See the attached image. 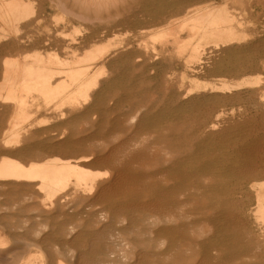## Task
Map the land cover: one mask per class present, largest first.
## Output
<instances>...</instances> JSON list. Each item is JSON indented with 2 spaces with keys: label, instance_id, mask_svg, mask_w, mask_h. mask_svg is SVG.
<instances>
[{
  "label": "rangeland",
  "instance_id": "1",
  "mask_svg": "<svg viewBox=\"0 0 264 264\" xmlns=\"http://www.w3.org/2000/svg\"><path fill=\"white\" fill-rule=\"evenodd\" d=\"M42 1L44 3L43 6L45 9V14H46L47 18H51V16L57 12L53 9V7L51 8L52 0H42ZM53 1L59 3V10L61 12H64V11L70 12L69 10H71V8H73V6H74L73 4H75L74 2H76V0H68L71 3L68 2L67 0H59V1L53 0ZM123 1H132V0H111L110 6L118 5V4L122 3ZM133 1L140 2V3L142 2V5H145L147 8L150 7L151 10H155L157 8V5H163L166 3H170L172 0H133ZM202 1L203 0H187L188 5L189 4H195L192 6L190 5V11L188 10L189 8H187V11H188L187 16L191 15V9L192 8H193L192 9V11H193L195 9L197 10V9L204 8L205 5L208 6L211 3L212 4L213 3L219 4L222 2L221 0H215V1L214 0H204L205 2L207 1L206 3L204 1L203 2ZM209 1H211V2H209ZM64 2H66L67 4L69 3L68 4L69 10H66V8L64 6ZM207 3H209V4H207ZM231 3H232V5H231ZM231 3H229V7L231 5L233 8L230 7L229 13L232 16L234 15L233 16V25H234L233 30H234L235 39L231 43L226 45L227 47H230L231 50L228 53L221 55V58L219 59V61L216 62L217 63L216 68L217 69L211 72V75H209L210 78H209V76L207 77L206 75L204 76L203 74H200V75L195 77L188 70H187L188 74H186L183 71V68L180 64H177V65L172 64L169 67V65H170L169 60L162 61L159 63L160 65L157 64L159 67L156 65L154 70H149V68H151L149 63L144 64V65H140L135 61L134 57H131L132 55H126V56L122 57L119 61H115L111 65V68H113L114 70L110 69L112 71L111 76L108 79V82H104L105 83L104 84V92L101 94L102 98L99 97V99L101 100V99H105L106 97H111L112 95H110V94L112 92L114 93L116 90V92L114 93L115 95L113 94L114 95L113 98L116 99L117 106H119V111L118 112L116 111L117 114L114 112H113L114 114L111 113L110 118L108 117V115H106V119H105V113H102L98 117L99 120L95 121L93 127L91 128L92 130L89 132L90 135L92 133V142L90 143V145H88L90 147V152L92 154L91 155L92 158H90L87 161L82 162L81 166L85 167V168L87 167L86 169H89V170L91 169L92 171H99V172L100 171L101 172L107 171L106 173L108 174V176L112 175L111 171H114V174H116L117 173L116 169L118 168L117 170H119V168L123 167L126 172L137 177L139 184H142L143 187L146 188L145 189L146 192L149 191L148 192L149 194L144 192L145 194H147L148 198H146V195L144 196V194H134V195L126 194L122 197L117 198L115 200V203H113L111 205V209L109 211L110 214H109V212L106 213V215H108L109 217L107 216L105 219L106 221H103V223H105L107 225L106 229L104 230V233L99 235L98 240L95 241L94 234L97 230H99L101 228V225L103 224L101 221H99V215H98L99 213H97L96 211H99L100 209L103 208L102 210H103V212H105L104 209L107 207L105 204L104 205L103 204L102 205L97 204L96 206H98V208L96 206L90 207L89 206V198H86V196L88 194H84V193H83V195L80 194L79 197H77V198L75 196H70L67 198H61L63 195L60 194L59 195L60 197L57 196L53 201H48L45 198L44 193L40 192L38 190L37 185H33V182L27 183L25 181H22V182L17 181L16 182L14 180L13 181L12 180L11 181L0 180V187L3 185L2 186L3 189H2V187L0 188L1 189L0 190V257H2V258H0V264H20L22 261H24L26 259V257L30 253L32 255L43 254L44 256H46V258H48V260H50V264L51 263L52 264H104L106 259H108L107 261H110V262L112 261V262L107 263V261H106L105 264H113V263L114 264H120V263L121 264H124V263L125 264L126 263L132 264V262H133V264H136L137 263L136 259H140L139 255L136 252H138V253L140 252L143 256L145 254L144 264H160L162 262L164 264H173V263L174 264H183V263L192 264L191 261L193 260V257L191 256L192 259H190L191 257L187 256L186 254L192 252L193 251L192 249H194L195 246L192 247L191 246L192 244H191L189 247V245L187 243H185L187 241L188 242L190 241V233H189L190 228L189 227L191 225H192V228H195V226L198 225V226H196L197 230H199V231L203 230V232L205 231L204 233H201L202 231L197 233L198 236L204 238L200 242V246H199V248L202 249L203 252H206V251L213 252V248L216 246L218 247V250L221 252V255L216 256L214 258V259H216L217 262L228 263V264H235V263L239 264V263H237V261L239 260V262H242L240 264H244V263L245 264H264V261H262V259L264 260V258H263V256L261 257V254L259 256H257V258H253V257L250 258L249 257V259H247L248 262L246 260L242 261V260H244V258H248V257H239V258L229 259V255L232 254V252L234 251L233 249H235V243L239 242L237 240V238L241 239V241H246L248 239L247 237L250 236V238L253 240V242L256 245L258 243V247H260L259 243H261V241H262V236L259 235V230H260L259 228H260V226L264 225L263 222L261 224L259 222H257L255 220L254 216H250L249 222H248V219H247V221L245 220L247 218V217L245 218L246 210L248 212L252 213V211L254 210L255 205H256L255 190H252L253 188L250 186L251 183L252 182H254V183L259 182L260 184L261 183L264 184V171H263L264 167L261 166V165L264 166V160H263L264 158L259 155L258 151L255 150V148L257 146L258 147L264 146V93H263L264 92L263 91L264 90V79H262V78H264V69H263V64H264V13H263L264 12V0H235ZM201 5H202V7H201ZM233 5H235V6H233ZM197 7H199V8H197ZM100 8H101V6H100ZM259 9H261V10H259ZM182 15L184 16V13H181V14L177 15L176 17L180 18V20H181V17H183ZM258 15H260V16H258ZM176 17H174L175 20H177ZM178 21H179V19L177 20V22ZM183 33L184 34L181 33L182 36L184 35L183 37L187 38L186 35H188V31H187V33L185 31H183ZM28 50L31 52V50H34V47L30 48ZM25 51L26 50L20 52L19 50H14L11 54H12V56L18 57L20 54H23ZM250 51L255 52V54L253 55L254 57H251L252 59L250 58L251 61L249 62V65H247L248 66V68H247L248 70L246 71L247 73L246 72L240 73L239 76L237 77L238 79L236 78L237 80L235 79V77L233 79V77L231 78V76L229 77L227 74H225V71H227L228 69H238V70L242 71L244 69V65H245L246 60H247L246 53L247 52L249 53ZM56 52L59 53L60 55H64L63 53L60 52V50L56 51ZM172 60L176 63L175 59H172ZM237 60H238V62H237ZM123 62H124V64H127V65H124ZM135 65H137V66L135 67ZM131 68L132 69L137 68V70L134 71V69L132 70ZM142 68H143V70H141ZM139 70H141V71H139ZM221 70H223V72ZM133 71H134V74L136 73L135 75L132 74ZM183 72L186 75H184ZM130 73H131V75H130ZM180 73L183 74V76ZM243 74L247 77H245ZM258 74H259V77H258ZM112 75H114V76H112ZM147 75H150L151 77L149 78V76H147ZM260 75L263 77L260 78ZM171 76H173V81L175 83H177L181 80L180 79L181 76L184 77V79H185L184 81L187 82V86H188L187 89H189V92H187L188 93L187 96H183V95L179 94L176 90H172L171 88L168 89L167 84H165L164 82L167 81V79ZM201 76H203V77H201ZM224 76H226L227 78ZM154 77H158V78H154ZM162 77H163L164 81H163ZM192 77L193 78L195 77V79H199L196 82L197 84L199 83L198 84L199 85L198 90H196L197 88L194 87V83L196 80L195 79L191 80ZM203 78H205V79H203ZM217 78H219L220 81H219V79L217 80ZM224 78H226V79L224 80ZM258 78H260L259 80H261V81H259L258 84H252V85L250 84L251 86L249 84H248L249 86L247 84H243V85L241 84L240 87L238 86L239 89L238 88L233 89V90H235V93H237L238 98L237 97L233 98L231 96V93H229V90L227 91L226 88H224V89H226L225 92L220 91L221 89L214 92V90L212 91V89L209 88L210 84H215L217 86H220L219 83H222L223 80L226 82L227 81L229 82V80H230L231 83H238V82L241 83V81H246V80L249 81V79H250V81H254V80H257ZM137 79H138V82H137ZM200 80L202 81L201 85H200ZM205 80H207V81H205ZM215 81H218L219 83H217ZM161 82L163 85L165 84L164 88H163ZM138 83H141V84H138ZM204 83H206L205 87H203L204 85L202 86V84H204ZM189 85H191V86H189ZM138 86H140V87H138ZM149 86L151 88H149ZM155 86L158 88H156ZM243 86H245V87H243ZM135 87H137L138 89ZM154 87H155V89L158 90V92L154 89ZM161 87L163 89H161ZM173 88L176 89L175 87H173ZM132 89H133V91H132ZM164 89L167 91H163ZM224 89H222V90H224ZM135 90H136V92H135ZM159 90H162L161 94H160ZM202 90H204V91H202ZM233 90H230V92L234 93ZM147 91H149V92H147ZM137 92H139V94ZM166 92H167V94H165ZM140 94H141V96H142V94H144L143 97L139 96ZM175 94H179V95H175ZM116 96H117V98H116ZM148 96H150V97L147 98ZM157 96L160 98H158ZM177 96H179V97H177ZM143 99H145V100L143 101ZM154 99H156V100H154ZM164 99H165V102H164ZM161 100H163V101H161ZM169 100L171 102H173V101L174 102L171 103ZM137 101H140V102H137ZM145 102L147 103V105ZM154 102H155V104H154ZM159 102H162V103L164 102V103H163V105H162V103H160L161 104L160 105ZM144 104L146 107H144ZM173 104H174V106H172ZM135 105L136 106L138 105V106L136 107ZM141 105H143V107ZM99 106H101V102L99 103ZM103 106L101 107V109L103 108ZM134 106H135V108H134ZM131 107H133L135 110H133V108L131 109ZM228 107L233 109V114L229 113V111L231 109H229ZM128 108H130V109H128ZM145 108H147V109H145ZM221 109H225V111L227 112V114L223 115L221 118H223V120L230 118V120L232 119L231 121H235L236 124L234 126H226L227 124H225V121H223V123H221V125L226 127L224 130L220 131V129H210L208 126H206L205 122L211 120L217 114V112ZM124 110H126V111H124ZM136 110L139 111L138 113L140 115L139 114H137L138 116L135 115L136 114L135 112H137ZM150 111H152V112H150ZM129 112H131V113H129ZM125 114H131V115L128 116ZM207 115H208V117H207ZM12 116H13V113H11L9 115V118H11ZM125 116H126V118L131 117L130 122H132L134 120V117H136L135 121H137V122L140 121V123H141L140 127H137V126L130 127L131 123L128 122L130 118L126 119ZM100 117H101V119H100ZM122 117H124V118L122 119ZM132 117H133V119H132ZM203 117H204V119H203ZM107 118H109V119L107 120ZM103 119H105V120H103ZM124 120H127V123H125L126 121H124ZM80 121H81V119L77 122V123H79L77 125L78 127L76 126L77 128H79L83 125V123H80ZM104 121H105V123H104ZM182 121H183V123H182ZM197 121H199V122H197ZM81 122H83V120ZM123 122H124V125L127 124L125 127L126 129L124 128ZM190 122H192L193 124L192 123H191L192 125L189 124ZM172 123H173V126H172ZM179 123H180V128H179ZM108 124H109V126H108ZM164 124H167V125H164ZM174 124H176V125H174ZM204 124L206 127H203ZM169 125L171 127H169ZM182 125L184 128L181 127ZM188 125H190L191 127L190 126L188 127ZM103 126H105V127H103ZM119 126L121 128L122 127L123 128L121 129V128H119ZM128 126L130 127L129 131H128ZM186 126L188 128H186ZM119 129H121V130L118 131ZM165 129H168V130H165ZM158 131L161 132V134H163L165 131L166 132L164 133V136H163L160 133H158ZM202 131H203V133L201 134ZM155 132H157V133L155 134ZM121 133H124V134L121 135ZM102 134H103V137H102ZM158 134L161 136H159ZM78 135L81 138L83 137V134H81V133H78ZM199 135H200V137H199ZM115 136L116 137L118 136V137L116 138ZM175 136H178V137H176V140H175ZM195 136H197L198 138ZM113 137H115V139ZM119 137H121L122 139L120 140ZM179 137L181 139H179ZM103 138H105V139H103ZM112 139H114V142H112ZM141 139H143V140H141ZM144 139H147V140L144 141ZM152 139H153V141H152ZM190 139H191V141H190ZM198 139H199V141H198ZM103 140H105V141H103ZM148 140L150 141V143ZM25 142L21 146L20 152L18 153L19 155L15 157L17 160L21 161L24 164H27L31 161H34L35 160L34 158H36V160H39L40 155H42L41 157H44V155H45V158L51 157L52 155H58L60 158H63L64 160H68V161L70 160L71 163H74L75 159L73 157L69 158L68 154H70V153L73 154V153L79 152L82 150V147H83L82 144L79 145V144L69 143L68 145L66 144V145H63L60 147H51V148H48V150H47V148L43 145L45 143L43 140V135H40V136L35 135L32 137H26ZM102 142H104V143L102 144V146H100ZM190 142H192V143H190ZM144 143H145V145H144ZM153 144H155V145H153ZM179 145L180 146L182 145L181 146L182 148ZM98 146H100V147L98 148ZM163 146L166 147L168 150L166 148L164 149ZM102 147L104 150H106L105 152H102V151H104L102 149ZM162 147H163V149H162ZM187 147H188V149H187ZM91 148H92V150H91ZM100 148H101V150H100ZM153 148H154V150H153ZM156 148H157V150H156ZM160 149L163 150V152H161ZM15 150H17V149H15ZM108 150L109 151H116V152L119 151L120 158L118 159V162L115 163V165H114V163H112V165H111L109 163L102 162L100 160L103 157H105L106 154H109ZM99 151L104 153V154L100 153ZM154 151L155 152L157 151V153L159 151V153H161V154H159V156H160L159 158H158V154L154 153ZM46 153H48L49 156L48 155L46 156ZM164 153H166V154L163 155ZM170 153H171V155H170ZM188 153H190V154H188ZM167 154L169 156H167ZM172 154L173 155L176 154V155L173 156ZM35 155L38 156V159H37V156H35ZM96 155H98L97 158H96ZM180 155H182V156H180ZM161 156H162V158L164 156L167 158H169L171 156L169 158L170 161L168 160L170 163L169 164L167 163L168 161H167V158L164 159L165 157L163 159H161ZM261 157H262V159H261ZM45 158H41V159H45ZM153 158H155V159H153ZM156 158L158 159L157 161H156ZM26 159H27V161H26ZM28 159H29V161H28ZM203 159H204V161H203ZM147 160H148V163H146ZM152 163L153 164L155 163V165H152ZM156 163L158 166L156 165ZM148 164H149L148 170H150V172L146 171L147 169H145ZM160 164H161V166L159 167ZM151 165H152V167L154 166L152 168L153 171L150 168ZM105 167H107V168H105ZM204 167L207 169H205ZM242 168L244 169L243 171H250L251 169L254 168L255 173H254L253 179H251L249 181L248 180L242 181V180L238 179L236 177L235 173L239 172V170H241ZM158 174H159V176H158ZM208 178H210L211 180ZM217 178H218V180H216ZM222 179H223V181H222ZM207 180L208 181L210 180V181L208 182ZM170 181H172V183ZM203 181H207V182H203ZM211 181H213V182H211ZM217 181H219V182H217ZM105 182H107V181H105ZM168 182H169V184H168ZM215 182H217V183H215ZM249 182H251V183H249ZM207 183H211V184H207ZM15 184L18 187L15 188V186H13ZM34 184H36V182H34ZM28 185L31 189H29V187H27ZM237 185H239V187ZM11 186H12V188H11ZM26 187H27V189H26ZM233 187L236 189H232ZM198 189H199V192H198ZM200 189H203V190H200ZM24 191L27 193H25ZM33 191H34V193H33ZM151 191H152V193H151ZM229 191H231V192L229 193ZM250 191L252 193H249ZM39 193H41L42 195ZM29 195H31V197ZM218 196L219 197L221 196V198L223 197L225 199H223V198L219 199V198H217ZM250 197L251 198L253 197V198L251 199ZM153 199H155V200L158 199L157 201H159V203L162 205V208H164V210L168 211L170 214L172 213L171 215L174 218H173V221L170 222V224L167 222L165 225V222L163 221V224L161 225L162 222H160V224H159L160 226L158 225V227H157L154 224H150L147 221L148 217L150 216V214L152 212H151V210H147L145 208H140V206L143 203H147L148 201H151ZM55 200H58V201H55ZM78 200H79V202H75ZM198 200L199 201L201 200V204H199L200 202H198ZM86 201L88 204L86 203ZM72 202H73V204H72ZM68 203H69V205H68ZM121 203H123L125 209H124V212L122 211L121 213H118V211H115L114 208H116L117 205H119ZM131 203H140V204L138 205L139 207L137 206L138 208L134 209L133 205H135V204L129 205ZM191 203H193L192 204L193 206H191ZM55 205H56V207H55ZM77 205L80 207H78ZM125 205L126 206L128 205V206L126 207ZM69 206H71V207H69ZM187 207H189V208H187ZM74 208L75 209L78 208V209H76L78 212ZM95 208L97 210H95ZM212 208H214V209L212 211H209V209H212ZM84 209H86V210H84ZM197 209H200L201 211L203 210V212H201L200 210H197ZM189 210L191 212H189ZM194 210H197V211H194ZM70 211H71V213H69ZM89 212H92V213H90V215L92 214V216L90 218L87 217V215L85 216V214H87ZM147 213H149V214H147ZM212 213H213V215H212ZM204 214H206V215H204ZM117 216L118 217L122 216L124 221L121 224L118 223L119 218ZM196 216H198V217H196ZM94 217H95V219H94ZM115 217H116V219L118 218L117 222H116ZM202 217H204V218H202ZM58 218L61 219L62 221L59 220ZM124 218H126V219H124ZM230 218H234V219H230ZM80 219H82V223H81ZM97 219L99 222H97ZM190 219H191V222H188V221H190ZM240 219H242V220H240ZM48 220H49V222H48ZM92 220L93 221L95 220L94 221L95 225L94 224L92 225V223H93ZM174 220H176V221H174ZM72 221H74V223ZM173 222H174V224H173ZM205 222L207 223V225L203 226V224H206ZM138 223H139L140 227L142 225V227H141L142 230H141V228H139L137 226ZM144 223H146V224L143 225ZM199 223H201V224H199ZM248 223H251V224L247 225ZM70 224H71V226H70ZM75 224H76V227L78 226V228L75 227ZM81 224H82V226H81ZM86 224H87V227H86ZM167 224H168L169 228H167L164 233L156 232V229H158L160 227H162V228L167 227ZM175 224H177V225H175ZM188 224H190V225H188ZM259 224H260V226H259ZM8 225H11V227H9ZM41 225H44V226H41ZM79 225H80V228H79ZM133 225H135V228ZM88 226L90 228L92 227L91 230L88 229L89 228ZM93 226H95V227H93ZM144 226H145V228H144ZM146 226H148V227H146ZM151 226H155L154 227L155 229L152 227L154 229L153 230L151 228ZM53 227H55V228L53 229ZM5 228H7V229H5ZM70 228H71V230H70ZM73 228L75 230H72ZM171 228L173 231L169 232V230ZM196 228H195V230H196ZM250 228H252L253 234H250L248 232L247 229H250ZM135 229H138V230H135ZM144 229L146 230V232L148 230L152 229L151 230L152 232L148 231L147 232L148 234H146ZM232 229H235V230H232ZM27 230L28 231L31 230L34 233H32L31 231L28 232ZM106 230L108 233L106 232ZM41 231L43 233H41ZM136 231H138V232H136ZM232 231H233V233H232ZM129 232H131V233H129ZM243 232H245V233H243ZM59 233H61L62 235L61 234L59 235ZM144 233H145L146 237L144 236ZM126 234L128 235V236H126V237H128L127 240L129 239L128 241L125 239ZM141 234H143V235H141ZM152 234H153V236H152ZM105 235H106V238H105ZM117 235H119V236H117ZM226 235L231 236V237H229L230 240H224L226 238ZM142 236H144V237H142ZM122 237H123V240H125V242L126 241L129 242L130 245L129 244L128 245L130 247L127 246V248L128 247H129L128 249L131 248L130 250L132 253L131 254L129 252L130 250L129 251L127 250L126 255L128 257L127 258L125 257V259L121 258L120 260L117 259L118 261H116V259L113 257L112 258H108V257L104 258L101 253L95 254L94 251H92V249L94 247L96 248V250H103L107 245V246H110V249L114 248V250H115L114 254H117L116 253L117 249H115L116 248L115 243L119 242V240H122ZM12 238H14V240H12ZM159 238H161L162 240ZM229 238H227V239H229ZM71 239H72V241H71ZM150 239L152 240L151 242H150ZM163 239H165V240H163ZM18 240H19V242H18ZM23 240H24V242H23ZM140 241H141V243L143 241L144 242L141 245H139ZM165 241L170 242V244L173 245V248L171 246H170V248H167L166 247L167 243ZM183 241H185V242H183ZM89 242H91L92 244ZM145 242H147V245H148V242H150V243L147 246V245H145L146 244ZM155 242L156 243L158 242V246L161 243V245H160L161 247H158ZM79 244L81 245V247H79ZM91 245L93 246V248ZM132 245L135 246V248H133V250H132ZM56 246H58V247H56ZM111 246H112V248H111ZM142 246H144V248ZM154 246L158 247L159 251L161 250V253H165V255L163 257H162V255H159L158 251H157L158 249ZM177 246L179 249L177 248ZM136 247H137V250H135ZM162 247H164V248H162ZM180 247H181V249H180ZM258 247H255V248H258ZM19 248H21V249H19ZM56 248H58V249H56ZM184 248H185V251H184ZM186 248L187 249L191 248V249H188L189 250L188 251ZM261 248L263 250V246L260 247L259 249H254L253 253L258 255V253L262 252ZM41 249H42V251H41ZM68 249H70V250L72 249L73 251L65 253ZM74 250H76V251L74 252ZM154 250H156V251H154ZM258 250H259V252H258ZM5 251H7V252H5ZM179 251L183 255H186L187 261L173 262L172 263V261L170 259V257H171L170 253L171 252H173L175 254L178 253L177 255H179V254H181ZM52 252H54V253L52 254ZM148 252H150V253H148ZM129 255H131V256L129 257ZM165 256H166V258L169 256L168 257L169 260H167L168 258L165 259L164 258ZM78 257L80 259H78ZM151 257H154L156 260L154 258H152V260H150ZM89 258H91V259H89ZM259 258H260V260H259ZM161 259H163V260H161ZM164 259L166 260L165 261L166 263L164 262ZM240 259H242V260L240 261ZM91 260H93V261L91 262ZM103 260H104V262H103ZM128 260H132V261L129 262ZM253 260H255L256 262H254ZM84 261H85V263H84ZM86 261H88V262H86ZM160 261H162V262H160ZM189 261H190V263H189ZM232 261H234V262H232ZM259 261H260V263H259ZM252 262H254V263H252ZM193 264H194V262H193Z\"/></svg>",
  "mask_w": 264,
  "mask_h": 264
},
{
  "label": "bare ground",
  "instance_id": "2",
  "mask_svg": "<svg viewBox=\"0 0 264 264\" xmlns=\"http://www.w3.org/2000/svg\"><path fill=\"white\" fill-rule=\"evenodd\" d=\"M221 1L222 2L219 4L207 3V4H209L208 6L205 5V7L203 6L204 8L197 9V10L195 9L193 11H192L193 8L191 7L192 8L191 9V15L187 16V12H188L187 8H189L188 10L190 11V5L191 6L195 5V4H189L188 5L187 0H172L170 3H166L163 5H157V8L155 10H151L150 7L147 8L145 5H142V2L141 3L135 2L133 0L132 1H123L122 3H120L118 5H114V6H110L111 0H76V2H74L75 4H73L74 6H73V8H71V10H69V5H68L69 3L67 4L66 2H64V6H65L66 10H69L70 12H68V11L61 12L59 10V3L52 0L51 8L53 7V9L57 12L55 14H53L51 16V18H47L46 14H45V9L43 6L44 3L42 0H0V180H4V181H11V180L13 181L14 180L16 182L17 181H21V182L25 181L27 183L33 182V185H37L38 190L40 192L44 193V196L48 201H53L60 194L63 195L61 198H67L70 196H75L77 198V197H79L80 194L81 195H83V193L88 194L86 196V198H89V206L90 207L96 206L97 204H101V205L105 204L107 206L104 209L105 212H103V210H102L103 208L102 209L99 208L100 210L98 209L99 211H96L97 213H99L98 214L99 215V221H101L102 223H103V221H106L105 219L108 216V215H106V213L110 211L111 205L113 203H115V200L117 198L122 197L126 194H131V195L144 194V196L146 195V198H148L147 194H149L148 193L149 191L146 192L145 191L146 188L143 187L142 184H139L137 177L126 172L123 167L119 168V170H117L118 169L117 168L116 169L117 173L115 172L116 174H114V171H111L112 175L108 176V174L106 173L107 171H103V172L92 171L91 169L90 170L86 169L87 167L85 168V167L81 166L82 162L87 161L90 158H92L91 157L92 154L90 152V147L88 146L92 142V133L90 135L89 132L92 130L91 128L93 127L95 121L99 120L98 117L102 113H105V119H106V115H108V117L110 118L111 113H113V112L116 113V111L117 112L119 111V106H117L116 99L113 98L116 90L114 93L112 92L110 94V95H112L111 97H106L105 99H101V100L99 99V97H101V94L104 92V84H105L104 82H108V79L111 76L112 71L110 69H113V68H111L112 63H114L115 61H119L122 57H124L126 55H132L131 57H134L135 61L140 65H144V64L149 63L150 67H151V68H149V70H154L155 66L157 64H159L162 61L169 60L170 61L169 67L172 64H176V65L180 64L183 68V71L186 74H188L187 73V70H188L195 77L200 75V74H203L204 76L206 75L207 77L209 75H211V72L217 69L216 68L217 67L216 62L219 61V59L221 58V55L228 53L231 50V48L227 47L226 45H228L229 43H231L235 39L234 30H233V28H234L233 27L234 26L233 25V16L234 15L232 16L229 13L230 7L233 8L231 6L232 5L231 2H233L235 0H221ZM68 2H70V1H68ZM209 2H211V1H209ZM229 3H231L230 7H229ZM100 6L102 9L100 8ZM233 6H235V5H233ZM201 7H202V5H201ZM197 8H199V7H197ZM259 10H261V9H259ZM181 13H184V16L182 15L183 17H181V20H180V18H178L176 16L181 14ZM260 15H258V16H260ZM174 17H176L177 20L179 19V21L177 22V20H175ZM183 31H185L186 33L188 31V35H186L187 38H184L183 37L184 35L182 36V34H184ZM33 47H34V50H31V52H30L28 49L33 48ZM14 50H19L20 52L24 51V50H26V51L23 54H20L18 57H15V56H12V54H11ZM59 50L64 55H60L59 53L56 52ZM254 54H255V52H252V51H250L249 53L248 52L246 53L247 60H246V63L244 65V69L242 71H240L238 69H228L227 71H225V74H227L229 77L231 76V78L233 77V79L235 77V79H236L240 73H244L248 70L247 65H249V62L251 61L250 58L254 57L253 56ZM172 59H175L176 63ZM237 62H238V60H237ZM123 64H124V62H123ZM124 65H127V64H124ZM136 66L137 65H135V67ZM137 68L136 69L133 68L134 71L137 70ZM263 69H264V64H263ZM141 70H143V68ZM141 70H139V71H141ZM134 71L132 74H134ZM221 71L223 72V70H221ZM184 72H183V74L186 75ZM183 74H181V75L183 76ZM130 75H131V73H130ZM261 75H260V78L263 77ZM112 76H114V75H112ZM147 76H149V78L151 77L150 75H147ZM182 76L180 78L181 80L177 83H175L173 81V76L169 77L167 79V81H165L164 83L167 84L168 89L171 88L172 90H176L179 94H181L183 96H187V94H188L187 92H189V89H187V87H188L187 82L184 81L185 79ZM226 76H224V77H226ZM195 77L194 78L192 77L191 80L195 79ZM201 77H203V76H201ZM245 77H247V76H245ZM258 77H259V74H258ZM154 78H158V77H154ZM209 78H210V76H209ZM219 78H217V80ZM226 78H224V80ZM260 78H258L257 80H254V81H250V79H249V81L246 80L247 82L241 81V83H239V82L238 83H231L230 80H229L230 83L228 81L226 82L224 80H223V82L221 81L222 83L215 81V82L219 83L220 86H217L215 84H210L209 88H211L212 91L214 90V92L217 90H220V89H221L220 91L225 92V90L227 89V91L229 90V93H231V96L234 98V97H237V93H235V90H233V89L238 88V86L240 87L241 84L242 85L243 84H247V85L248 84L249 85L250 84L251 85L252 84H258L259 81H261V80H259ZM162 79H163V77H162ZM203 79H205V78H203ZM220 79H219V81H220ZM262 79H264V78H262ZM195 80L196 81L194 83V87L197 88L196 90H198V88H199L198 84L199 83L197 84L196 82L199 79H195ZM163 81H164V79H163ZM205 81H207V80H205ZM137 82H138V79H137ZM201 82L202 81L200 80V85H201ZM138 84H141V83H138ZM161 84H162V82H161ZM205 84L206 83L202 84V86L204 85L203 87H205L206 86ZM164 85L162 84L163 88H164ZM140 86H138V87H140ZM189 86H191V85H189ZM155 87H154V89H155ZM173 87H175L176 89H174ZM243 87H245V86H243ZM135 88H137V87H135ZM149 88H151V87L149 86ZM156 88H158V87H156ZM163 88L161 87V89H163ZM224 88H226V89H224ZM222 89H224V90H222ZM136 90H135V92H136ZM155 90L158 92L157 89H155ZM230 90H233L234 93L230 92ZM132 91H133V89H132ZM159 91L161 94L162 90H159ZM163 91H167V90L164 89ZM202 91H204V90H202ZM147 92H149V91H147ZM137 93L139 94V92H137ZM165 94H167V92ZM179 94H175V95H179ZM143 95L144 94H142V96H141V94H140L139 96L143 97ZM149 97L150 96H148L147 98H149ZM177 97H179V96H177ZM116 98H117V96H116ZM158 98H160V97H158ZM144 100L145 99H143V101ZM154 100H156V99H154ZM161 101H163V100H161ZM100 102H101V106H99ZM137 102H140V101H137ZM164 102H165V99H164ZM173 102H171V103H173ZM160 103H162V102H159V104ZM163 103H162V105H163ZM154 104H155V102H154ZM146 105H147V103H146ZM102 106H103V108L101 109ZM135 106H134V108H135ZM141 106L143 107V105H141ZM172 106H174V104ZM144 107H146L145 104H144ZM132 108L133 107H131V109ZM134 108H133V110H135ZM128 109H130V108H128ZM145 109H147V108H145ZM229 109H231V108H229ZM124 111H126V110H124ZM138 112L139 111L135 112L136 113L135 115L139 114ZM150 112H152V111H150ZM11 113H13V116L11 118H9V115ZM129 113H131V112H129ZM229 113L233 114V109H231L229 111ZM225 114H227L225 109L219 110L217 112V114L211 120L205 122L206 126H208L210 129H220V131L224 130L226 128V127L221 125V123H223V121H225V124H227L226 126H234L236 123H235V121H231L232 119L230 120V118H228L226 120H223V118H221ZM125 115L129 116L131 114H125ZM207 117H208V115H207ZM109 118H107V120ZM123 118L124 117H122V119ZM125 118H126V116H125ZM128 118H130L128 121L129 123H131V126L128 124L130 127H133V126L134 127L135 126L140 127L141 123H140V121L139 122L135 121L136 117H134V120L132 122H130L131 117H128ZM128 118H126V119H128ZM80 119H81V121L83 120V122L80 121V123H83V125L81 127L77 128L78 127L77 125L79 124L77 122ZM100 119H101V117H100ZM105 119H103V120H105ZM132 119H133V117H132ZM203 119H204V117H203ZM124 121H126L125 123H127V120H124ZM192 122H190L189 124H191ZM197 122H199V121H197ZM104 123H105V121H104ZM182 123H183V121H182ZM205 124L203 125V127H206ZM123 125H124V122H123ZM126 125L127 124L124 125V128L126 127ZM164 125H167V124H164ZM174 125H176V124H174ZM108 126H109V124H108ZM129 126H128V131L130 128ZM172 126H173V123H172ZM189 126L190 125H188V127ZM103 127H105V126H103ZM169 127H171V126L169 125ZM181 127H183V125ZM188 127L186 126V128H188ZM119 128H121V127L119 126ZM179 128H180V123H179ZM121 129H119L118 131H120ZM165 130H168V129H165ZM203 131L201 132V134L203 133ZM78 133L83 134V137L81 138L78 135ZM156 133L157 132H155V134ZM158 133L161 134V132H159V131H158ZM164 133L161 135L164 136ZM123 134L124 133H121V135H123ZM35 135H39V136L43 135V140L45 142L43 145L47 148V150H48V148H51V147H60V146L66 145V144L68 145L69 143L79 144V145L82 144L83 147H82V150L79 152H76L73 154H71V153L68 154L69 158L73 157L75 159L74 163H71L70 160L69 161L64 160L63 158H60L58 155H52L51 157L45 158V155H44L45 153H44L43 154L44 157H41L42 155H40L39 160H36V158H34L36 161L34 160V161H31L27 164H24L21 161L17 160L15 157L19 155L18 153L20 152L21 146L25 142L26 137H32ZM161 135H159V136H161ZM200 135H199V137H200ZM102 137H103V134H102ZM115 137H113V138L115 139ZM176 137H178V136H175V140H176ZM195 137H197V136H195ZM119 138H120V140L122 139L121 137H119ZM103 139H105V138H103ZM114 139H112V142H114ZM179 139H181V138L179 137ZM141 140H143V139H141ZM146 140L147 139H144V141H146ZM103 141H105V140H103ZM152 141H153V139H152ZM190 141H191V139H190ZM198 141H199V139H198ZM103 143L104 142H102L100 146H102ZM149 143H150V141H149ZM190 143H192V142H190ZM144 145H145V143H144ZM153 145H155V144H153ZM100 146H98V148ZM163 147H162V149H163ZM157 148H156V150H157ZM165 148L166 147H164V149ZM15 149H17V150H15ZM102 149H103V147H102ZM187 149H188V147H187ZM91 150H92V148H91ZM100 150H101V148H100ZM153 150H154V148H153ZM255 150L258 151L259 155L264 158V146H262V147L257 146L255 148ZM105 151L106 150H104L102 152H105ZM160 151L163 152V150H161V149H160ZM102 152H100V153H102ZM154 153L158 154V158L160 157L159 154H161V153H159V151H158V153H157V151L156 152L154 151ZM190 153H188V154H190ZM102 154H104V153H102ZM165 154L166 153H164L163 155H165ZM47 155H48V153H46V156ZM170 155H171V153H170ZM174 155H176V154H174ZM35 156H37V155H35ZM97 156L98 155H96V158H97ZM162 156H161V159H163L165 157L164 156L162 158ZM167 156H169V155L167 154ZM180 156H182V155H180ZM262 157H261V159H262ZM41 158H45V159H41ZM119 158H120L119 151H117V152L116 151H109V154H106V156L100 160L102 162H106V163H109L111 165H112V163H114V165H115V163L118 162ZM166 158L167 157H165L164 159H166ZM169 158H167V161L169 160ZM37 159H38V156H37ZM153 159H155V158H153ZM157 160L158 159L156 158V161ZM26 161H27V159H26ZM28 161H29V159H28ZM169 161L167 162L168 164L170 163ZM203 161H204V159H203ZM146 163H148V160ZM152 165H155V163L154 164L152 163ZM152 165L150 168L153 171L152 168L154 166L152 167ZM156 165H157V163H156ZM160 166H161V164L159 165V167ZM261 166L264 167L263 165H261ZM105 168H107V167H105ZM145 169H147L146 171L150 172V170H148L149 164L146 166ZM205 169H207V168H205ZM243 170L244 169L242 168L241 170H239V172L235 173L236 177L238 179H240L242 181L243 180L249 181V180L253 179V176L255 173L254 168L251 169L250 171H243ZM158 176H159V174H158ZM208 179H210V178H208ZM104 180L107 182H105ZM216 180H218V178ZM207 181H203V182H207ZM222 181H223V179H222ZM34 182H36V184H34ZM170 182L172 183V181H170ZM211 182H213V181H211ZM217 182H219V181H217ZM217 182H215V183H217ZM249 183H251V182H249ZM168 184H169V182H168ZM207 184H211V183H207ZM239 185H237V186L239 187ZM13 186H15V188L18 187V186H16V184ZM250 186L253 188L252 190H255L256 205H255V208L252 211V213L248 212L247 210H246V212L244 211L245 212V218L247 217L245 220L247 221V219H248V222H249L250 216H254L255 220L261 224L262 222L264 223V184H262V183L260 184L259 182H256V183L252 182ZM27 187H29V185ZM27 187H26V189H27ZM11 188H12V186H11ZM2 189H3V187H2ZM29 189H31V188L29 187ZM232 189H236V188L233 187ZM200 190H203V189H200ZM144 192H146L147 194H145ZM198 192H199V189H198ZM230 192L231 191H229V193ZM25 193H27V192H25ZM33 193H34V191H33ZM151 193H152V191H151ZM249 193H252V192L250 191ZM39 194H41V193H39ZM29 196L31 197V195H29ZM217 198L222 199L223 197L221 198V196L220 197L218 196ZM223 199H225V198H223ZM157 200H155V199H153L151 201L147 200L148 201L147 203H143L140 206V208H145L147 210H151V212L153 213V214L151 213L152 215L150 214L147 221L150 224H154L157 227L160 224V222H162L161 223V225H162L163 221L165 222V225L167 222L170 224V222H172L173 218H174L171 215L172 213L170 214L168 211L164 210V208H162V205ZM55 201H58V200H55ZM75 202H79V200L75 201ZM198 202H200L199 204H201V200L200 201L198 200ZM86 203H87V201H86ZM72 204H73V202H72ZM132 204H135V205H133L134 209H135V208L139 207L138 205L140 203H131L129 205H132ZM192 204L193 203H191V206H193ZM68 205H69V203H68ZM55 207H56V205H55ZM69 207H71V206H69ZM78 207H80V206H78ZM96 207L98 208V206H96ZM187 208H189V207H187ZM76 209H78V208H76ZM86 209H84V210H86ZM124 209H125V207H124L123 203L117 205V207L114 208V210L118 211V213H121L122 211L124 212ZM213 209L214 208L209 209V211H212ZM95 210H97V209L95 208ZM197 210H200V209H197ZM197 210H194V211H197ZM92 212L85 214V216L87 215V217L90 218L92 216V214L90 215V213H92ZM189 212H191V211L189 210ZM201 212H203V210ZM69 213H71V211ZM109 214H110V212H109ZM147 214H149V213H147ZM204 215H206V214H204ZM212 215H213V213H212ZM196 217H198V216H196ZM204 217H202V218H204ZM118 218H117L118 223L121 224L124 220H123L122 216H119ZM94 219H95V217H94ZM115 219H116V217H115ZM117 219H116V222H117ZM124 219H126V218H124ZM230 219H234V218H230ZM59 220H61V219H59ZM80 220L82 223V219H80ZM240 220H242V219H240ZM94 221H93L92 225L93 224L95 225ZM99 221L97 219V222H99ZM174 221H176V220H174ZM48 222H49V220H48ZM72 222L74 223V221H72ZM188 222H191V219ZM145 224L146 223H144L143 225H145ZM173 224H174V222H173ZM199 224H201V223H199ZM249 224H251V223H248L247 225H249ZM260 224H259V226H260ZM175 225H177V224H175ZM188 225H190V224H188ZM204 225L206 226L207 223L203 224V226ZM8 226L11 227V225H8ZM41 226H44V225H41ZM70 226H71V224H70ZM81 226H82V224H81ZM133 226L135 228V225H133ZM137 226L139 228L142 227V225H141V227L139 226V223ZM155 226H151V228L152 227L154 228ZM196 226H198V225H196ZM196 226H195V228H196ZM75 227H76V224H75ZM86 227H87V224H86ZM93 227H95V226H93ZM106 227H107V225L105 223H103L101 225V228L99 230H97L95 232V234L93 233L95 241L98 240L99 235L104 233V230L106 229ZM146 227H148V226H146ZM7 228H5V229H7ZM54 228L55 227H53V229ZM71 228H70V230H71ZM76 228H78V226ZM79 228H80V225H79ZM91 228L89 227L88 229L91 230ZM144 228H145V226H144ZM167 228H169L168 224H167V227H164V228L160 227V228L156 229V232L164 233ZM189 228H190L189 233H190V241L191 242L190 241L189 242L183 241V242L187 243L189 245V247L191 244H192L191 245L192 247L195 246V248L192 249L193 250L192 252L186 254L189 257H191V256L193 257V260L191 261L192 264H193V262H194V264H228V263L217 262L216 259H214L216 256L221 255V252L218 250L217 246L213 248V252H211V251L210 252L209 251L203 252L202 249L199 248L200 242L204 238L198 236L197 233H199L201 231H202L201 233H204L205 231L204 232H203V230L199 231V230H197V228L195 230V228H192V225ZM259 229H260L259 235L262 236V241H261V243H259V246L260 247L263 246V250L261 248L262 252L258 253V255L253 253L254 249H259L260 247H258V243L256 245L253 242V240L250 238V236L247 235L248 237L247 236L246 237L248 239L246 241H241V239L237 238V240L239 242L235 243V249H233L234 251L232 252V254L229 255V259L239 258V257H248V258H244V260L240 259V261L241 260L247 261V259H249V257L250 258L251 257L257 258V256H259L260 254H261V257L263 256V258H264V225L260 226ZM72 230H75V229L73 228ZM135 230H138V229H135ZM141 230H142V228H141ZM151 230H148V231L152 232ZM232 230H235V229H232ZM247 230L250 234H253L252 228L247 229ZM30 231H28V232H30ZM42 231H41V233H43ZM144 231L146 234H148L147 233L148 231L146 232L145 229H144ZM172 231L173 230L171 228L169 230V232H172ZM31 232L34 233L33 231H31ZM106 232H107V230H106ZM136 232H138V231H136ZM129 233H131V232H129ZM145 233H144V236H145ZM232 233H233V231H232ZM243 233H245V232H243ZM60 234L61 233H59V235ZM141 235H143V234H141ZM117 236H119V235H117ZM126 236H128V235L127 234L125 235V239L127 240L128 237H126ZM144 236H142V237H144ZM152 236H153V234H152ZM229 237H231V236L226 235V238L224 240H230ZM105 238H106V235H105ZM227 238H229V239H227ZM151 239H150V242L152 241ZM159 239H161V238H159ZM12 240H14V238H12ZM24 240H23V242H24ZM163 240H165V239H163ZM71 241H72V239H71ZM127 241L125 242V240H123V237H122V240H119V242L115 243V247H116L115 249H117V252H116L117 254H114L115 253L114 248L110 249V246H107L106 244H105L106 247L103 250H96V248L95 247L93 248V246L91 245L93 248L92 251H94L95 254L101 253L104 258H106V257L112 258L113 257L116 259V261H118L117 259L120 260L121 258L125 259V257L126 258L128 257L126 255V253H127L126 251L127 250L129 251L131 248L128 249L130 247L129 246L130 244ZM18 242H19V240H18ZM150 242H148V245ZM89 243H91V242H89ZM142 243L140 241L139 245H141ZM145 243L144 244L147 245V242H145ZM166 243H167V245H166L167 248H170V246L173 248V245L170 244V242L167 241ZM156 244L158 246V242ZM160 245H161V243H160ZM160 245L158 247H161ZM127 246H129V247L127 248ZM56 247H58V246H56ZM79 247H81L80 244H79ZM142 247L144 248V246H142ZM154 247H156V246H154ZM158 247H156V248L158 249ZM181 247H180V249H181ZM255 247H258V248H255ZM111 248H112V246H111ZM133 248H135V246L132 245V250H133ZM162 248H164V247H162ZM177 248H178V246H177ZM19 249H21V248H19ZM56 249H58V248H56ZM188 249H191V248H188ZM135 250H137V247ZM156 250H154V251H156ZM41 251H42V249H41ZM72 251H73L72 249L71 250L68 249L65 253L72 252ZM75 251L76 250H74V252ZM157 251H158L159 255H162V257L165 255V253H161V250L159 251V249H158ZM184 251H185V248H184ZM5 252H7V251H5ZM129 252L131 253V250ZM258 252H259V250H258ZM53 253L54 252H52V254ZM136 253L140 257V259H136V261H137L136 264H144L145 254L143 256L140 252L139 253L136 252ZM148 253H150V252H148ZM177 254H175L173 252L170 253V255H171L170 259H171L172 263L173 262L187 261L186 255H183L182 253L179 255H177ZM130 256L131 255H129V257ZM192 257L190 259H192ZM0 258H2V257H0ZM152 258H154V257H151L150 260H152ZM164 258L167 259L166 256ZM78 259H80V258L78 257ZM89 259H91V258H89ZM165 259H164V262L166 261ZM107 260L108 259L105 260V263ZM161 260H163V259H161ZM167 260H169V258ZM255 260H253V261L256 262ZM259 260H260V258H259ZM92 261L93 260H91V262ZM128 261L130 262L132 260H128ZM262 261H264V260L262 259ZM86 262H88V261H86ZM103 262H104V260H103ZM108 262H110V261H107V263ZM160 262H162V261H160ZM232 262H234V261H232ZM254 262H252V263H254ZM84 263H85V261H84ZM189 263H190V261H189ZM237 263L240 264L242 262H239V260H238ZM259 263H260V261H259ZM20 264H50V260H48V258H46V256H44L43 254L32 255L30 253L26 257V259L24 261H22ZM126 264H128V263H126ZM132 264H133V262H132ZM160 264H164V263L162 262ZM183 264H185V263H183Z\"/></svg>",
  "mask_w": 264,
  "mask_h": 264
}]
</instances>
